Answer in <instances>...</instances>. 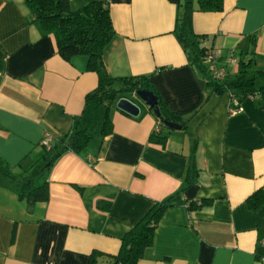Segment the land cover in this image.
Segmentation results:
<instances>
[{"label": "crops", "instance_id": "1", "mask_svg": "<svg viewBox=\"0 0 264 264\" xmlns=\"http://www.w3.org/2000/svg\"><path fill=\"white\" fill-rule=\"evenodd\" d=\"M93 1L106 4L114 29L104 52L108 74L148 77L187 129H161L133 98L137 118L114 105L111 134L96 133L84 151L45 167L48 200L29 208L17 188L36 180L44 134L54 142L78 127L98 77L85 57L57 54L25 0H0V264L111 258L126 231L183 189L137 264H264V204L248 205L255 192L264 193V108L247 97L233 113L229 93L206 95L174 34L182 0H69V7ZM192 30L218 52L217 67L229 80L237 71L232 60L252 56L264 70V0H223L220 12L196 11ZM154 132L163 144L150 140ZM192 156L197 174L189 186ZM201 201L209 203L188 210Z\"/></svg>", "mask_w": 264, "mask_h": 264}, {"label": "trees", "instance_id": "2", "mask_svg": "<svg viewBox=\"0 0 264 264\" xmlns=\"http://www.w3.org/2000/svg\"><path fill=\"white\" fill-rule=\"evenodd\" d=\"M30 14L41 28L54 37L57 54L70 60L76 56L86 58L87 71L94 72L98 77L96 88L85 95L84 105L76 127L70 135L54 141L50 146L43 147L41 160L46 162L45 167H51L64 153L84 151L96 133L107 136L112 132L110 109L120 98L132 100L138 90L150 91L157 97L160 118H156L161 129L166 128L164 121L179 125L180 130L187 129V122L182 116L175 115L163 103V100L148 77L114 78L111 77L104 64V52L114 37V29L106 4L98 1L89 2L81 9L71 11L69 0H25ZM181 13L176 19L174 34L182 47L188 64L194 67L202 81L207 96L209 93L221 95L229 93L234 108H238L242 99L252 98L259 108H264V70L255 68L254 59L239 58L235 60L236 76L229 80L227 71L222 81L212 77L205 64L207 55L213 50L204 44V37L194 34L192 30V15L194 12L212 13L223 9V0H182ZM236 104V105H235ZM103 110V117L100 111ZM152 113V110H150ZM153 114V113H152ZM189 120V119H188ZM166 138L160 132L150 135V140L163 144ZM44 167V168H45ZM188 185L196 176L193 156L188 168ZM39 177V175H38ZM47 183L35 185L31 180L25 181L17 188V195L24 199L31 208L34 204L48 200ZM185 189L158 202L147 215L133 228L124 233L120 239L118 253L109 258L99 253H92L87 264H137L143 252L152 245L156 227L167 208ZM209 202L201 201L197 204H187L188 210H194ZM264 204V193L260 190L248 199L251 210ZM14 234V232H13Z\"/></svg>", "mask_w": 264, "mask_h": 264}, {"label": "water", "instance_id": "3", "mask_svg": "<svg viewBox=\"0 0 264 264\" xmlns=\"http://www.w3.org/2000/svg\"><path fill=\"white\" fill-rule=\"evenodd\" d=\"M133 99L135 101L143 103L149 111L152 110L155 118H160L161 114L157 105V97L154 96L152 92L146 90H138L135 92ZM115 107L120 112L133 118H137L140 114L139 106L127 98H120L119 100H117ZM163 125L166 128L172 130H180L181 128L179 125L167 121H164Z\"/></svg>", "mask_w": 264, "mask_h": 264}, {"label": "built area", "instance_id": "4", "mask_svg": "<svg viewBox=\"0 0 264 264\" xmlns=\"http://www.w3.org/2000/svg\"><path fill=\"white\" fill-rule=\"evenodd\" d=\"M219 61L218 52L212 50L205 59V64L208 66L209 71L212 74V77L217 81H222L226 77V71L224 68L217 67ZM232 63H235V60H232ZM236 105V104H235ZM237 108L233 109L232 112H236ZM53 143V137L49 133H45L41 145L42 147H49Z\"/></svg>", "mask_w": 264, "mask_h": 264}, {"label": "rangeland", "instance_id": "5", "mask_svg": "<svg viewBox=\"0 0 264 264\" xmlns=\"http://www.w3.org/2000/svg\"><path fill=\"white\" fill-rule=\"evenodd\" d=\"M257 69V68H256ZM43 161V160H42ZM41 161V159H40V161L37 163V166H36V168H35V172L37 173V175H36V177H35V179L36 180H34L33 181V183H35V185H41L42 183H44V181L42 180L43 179V175H44V172H45V169H44V167H45V164H46V162H42ZM41 163V164H40ZM42 168V169H41ZM32 169L30 170V172H29V174H28V176H30L31 177V173H32ZM39 175V178L37 179V176ZM34 177V176H33ZM32 177V178H33Z\"/></svg>", "mask_w": 264, "mask_h": 264}]
</instances>
